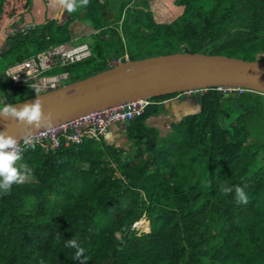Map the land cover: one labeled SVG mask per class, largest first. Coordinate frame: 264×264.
I'll return each mask as SVG.
<instances>
[{
    "label": "trees",
    "instance_id": "1",
    "mask_svg": "<svg viewBox=\"0 0 264 264\" xmlns=\"http://www.w3.org/2000/svg\"><path fill=\"white\" fill-rule=\"evenodd\" d=\"M88 37L92 55L62 67L70 74L63 85L125 52L136 59L182 48L253 60L264 53V0H89L71 14L51 0H0V60L14 58L7 64ZM4 69V102L35 95ZM254 93L226 103L209 90L201 112L165 135L133 119L128 149L83 137L26 150L31 176L0 196V264H80L65 247L70 238L86 264H264V143L249 130L248 109L229 111L262 103ZM222 184L242 187L248 203ZM144 212L149 230L138 236L130 225Z\"/></svg>",
    "mask_w": 264,
    "mask_h": 264
},
{
    "label": "water",
    "instance_id": "2",
    "mask_svg": "<svg viewBox=\"0 0 264 264\" xmlns=\"http://www.w3.org/2000/svg\"><path fill=\"white\" fill-rule=\"evenodd\" d=\"M219 84L244 86L264 93V59L248 60L202 52H174L125 59L85 78L13 104L29 103L39 95L43 110L52 115L51 124L43 129L134 99ZM6 127L14 135L20 132V126L14 120L0 119V130Z\"/></svg>",
    "mask_w": 264,
    "mask_h": 264
},
{
    "label": "rangeland",
    "instance_id": "3",
    "mask_svg": "<svg viewBox=\"0 0 264 264\" xmlns=\"http://www.w3.org/2000/svg\"><path fill=\"white\" fill-rule=\"evenodd\" d=\"M132 1H134V0H132ZM108 12L111 14V10ZM44 22H45V20L35 22L34 24L30 23V24H27L26 27L28 26V28H31V27H34L36 25H42V24H45ZM85 41L88 43V45L91 49V47L94 43V42L90 43V41H92V38L88 37L87 39H85ZM76 43H80V42H75L74 44H76ZM52 46H50V47H52ZM7 47H8L7 44H5V46L3 44L2 50L4 51ZM181 49L182 48L176 49L175 52H188V51H180ZM172 53H174V52H172ZM91 55H92V53H91ZM238 55H240L241 58L247 57V55L245 53H242V52L238 53ZM31 57H33V56H29L27 58H24V59H21L18 61H14V63H16L17 65H21L22 64L21 62H23L24 60L30 59ZM123 57L125 59H128V55L126 52L123 54ZM256 57L259 59H263L264 53H258V54H256ZM88 58H86V59H88ZM136 58L138 59L139 57H136ZM12 59H14V58L8 57V58H5L4 60H0V70L2 71L6 67L7 63L11 62ZM52 59H53V57L49 58L48 63H53V61H51ZM86 59H84V60H86ZM84 60H82V61H84ZM117 61H121V59L120 58L111 59L107 62V64L111 67L114 64H116ZM45 64H47V62ZM55 64L53 67L49 68V70H44L42 72V74L39 76V78L42 76L45 77V76H50V75H58L59 78L61 77V80H59V82L65 83L66 79L70 76V74L67 72L66 73L63 72L61 69H62V67L68 66L71 64L63 65V63L60 59H59L58 63H55ZM57 65H61V66H57ZM93 68H96V67L93 66ZM53 70L54 71L56 70L57 72L55 71V73H54V72H52ZM62 75L64 77L63 80H62ZM6 84H7V82H6ZM61 85H63V84H61ZM209 90H214L218 94H220L222 97H225L223 100L226 103L229 102L230 97L239 96V95H242V96L247 95L248 97H250L251 95H255L254 90L247 88V87H244V86L219 84V85H212V86H208V87L187 88V89H183V90H179V91L163 93L160 95L142 97V98L131 100L130 102L135 101V103H133L131 106L136 105V107H139L141 110H140V112L135 111L133 114H127L126 121H125L126 126L124 127V132H122V134L125 133L124 136H126L124 139L125 140V143H124L125 148L126 149L130 148L128 146L129 140L127 137V128L129 126V122L131 120L142 119L144 125H146L147 127L155 128L160 135H165L172 130L173 126L180 123L185 117L201 112L203 105L200 101V98L205 93H207ZM19 94H20V90L19 91L17 90V94H12L13 99H18L20 97ZM256 95H258V94H256ZM261 96L263 97V98H261L262 103H260L258 105L257 104H245V105L240 106V108L238 110H229V111H233V114L235 116V115H239L240 113H244L246 111V109H248L247 117L250 116V118H251V122L249 123V130H250L252 135L257 137L258 139H260V141L262 143H264V96L263 95H261ZM0 99H3V101L6 100V98H4V95L1 91H0ZM121 104H123V103H121ZM93 112H95V111H93ZM93 112H90V113H93ZM171 113H175V114L172 115ZM87 114L88 113H84L82 115H79L78 117H81V116H84ZM78 117H76V118H78ZM72 119H74V118H72ZM156 119H162L161 123H163V127L160 126L161 123L156 122ZM85 123H86V121L79 122L78 127L76 128L74 133H69L67 135V138L69 140H72V141H69L64 146L67 147V146H70L72 144H79L78 141L82 138V136H84L85 138L95 137L99 140V136L97 137V135H99L101 132L97 131L95 133L92 130V131H89L86 133V132H84V129H81V127ZM109 128H110V122H108L106 124L105 129H104L103 133L100 134V136L105 138V135H106ZM61 141H62V137H61ZM110 145H112V144H110ZM147 157H149V155ZM258 157H261V155L259 154ZM129 161L132 162L133 159L130 158ZM145 214L146 213L144 212L138 219L134 220L130 225V231L134 232L138 236L143 234V233H148V231H147L148 225H147V221L145 220V217H146ZM145 229H147V230H145ZM199 259L201 261L206 260V258L204 256H201Z\"/></svg>",
    "mask_w": 264,
    "mask_h": 264
},
{
    "label": "built area",
    "instance_id": "4",
    "mask_svg": "<svg viewBox=\"0 0 264 264\" xmlns=\"http://www.w3.org/2000/svg\"><path fill=\"white\" fill-rule=\"evenodd\" d=\"M90 56L91 49L87 42L76 44L59 43L37 52L30 59L21 62V65H17L14 62L7 64L4 69V75L14 84L28 86L30 88L35 84L39 87L40 92H44L53 90L63 84L59 82L61 77L59 78L58 75L42 76L43 78H39L44 70H49V68L53 67L55 63H58L59 59L62 61L63 65H65L82 61ZM51 57H53L51 60L53 63H48V59ZM46 62L47 64H45ZM63 79L64 77L62 75V80ZM261 94L264 95V93ZM133 103H135V101L125 102L123 104L97 110L93 113H88L87 115L68 119L56 125L43 128L35 132V144L42 147L44 151L55 149L60 146V144L66 145L69 141H72L67 138V135L69 133H74L81 121H86L81 127V129H84V132L87 133L93 130L95 133L97 131L103 133L108 122L111 123L113 121L126 120L127 114H133L135 111L140 112L141 109L139 107H136V105L131 106ZM100 134L97 135V137L99 136L100 138ZM83 137L84 136H82V138ZM81 139L78 142H80Z\"/></svg>",
    "mask_w": 264,
    "mask_h": 264
},
{
    "label": "clouds",
    "instance_id": "5",
    "mask_svg": "<svg viewBox=\"0 0 264 264\" xmlns=\"http://www.w3.org/2000/svg\"><path fill=\"white\" fill-rule=\"evenodd\" d=\"M51 3L52 7L58 6L71 14L86 7L89 0H51ZM32 89L35 93L40 92L35 84L32 85ZM0 119L14 120L20 126L18 135L9 132L7 127L0 130V196H2L10 194L12 185L23 183L31 176L32 169L23 161V153L29 148H35V130L50 125L52 115L43 110L40 96L36 95L34 101L20 106L0 99ZM220 191L225 195L234 192L238 203H248L247 194L239 185L222 184ZM65 247L75 249L72 258L79 260L80 264H86L85 250L77 239L66 240Z\"/></svg>",
    "mask_w": 264,
    "mask_h": 264
},
{
    "label": "crops",
    "instance_id": "6",
    "mask_svg": "<svg viewBox=\"0 0 264 264\" xmlns=\"http://www.w3.org/2000/svg\"><path fill=\"white\" fill-rule=\"evenodd\" d=\"M172 115L175 113H171ZM162 119H156V122L161 123ZM125 121H119V122H114L110 124V128L108 129L106 135H105V140L107 144H112L115 146H124L125 143V133L124 132V127L126 126ZM165 122V121H164ZM161 127H163V123L160 124ZM127 139V138H126ZM129 146V143H128Z\"/></svg>",
    "mask_w": 264,
    "mask_h": 264
},
{
    "label": "bare ground",
    "instance_id": "7",
    "mask_svg": "<svg viewBox=\"0 0 264 264\" xmlns=\"http://www.w3.org/2000/svg\"><path fill=\"white\" fill-rule=\"evenodd\" d=\"M56 89V88H55ZM40 93H42V92H40ZM112 107V106H111ZM106 108H108V107H106ZM102 109H105V108H102ZM98 110H101V109H98ZM97 111V110H96ZM119 121H126V120H118V121H113V122H111L110 124H112V123H114V122H119ZM145 220H146V217H145ZM147 221V220H146ZM148 225V224H147ZM148 230H149V228H147ZM147 229H145V230H147ZM147 230V231H148Z\"/></svg>",
    "mask_w": 264,
    "mask_h": 264
}]
</instances>
